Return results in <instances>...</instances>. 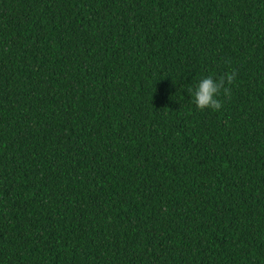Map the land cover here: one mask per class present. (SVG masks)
Instances as JSON below:
<instances>
[{
    "label": "trees",
    "instance_id": "1",
    "mask_svg": "<svg viewBox=\"0 0 264 264\" xmlns=\"http://www.w3.org/2000/svg\"><path fill=\"white\" fill-rule=\"evenodd\" d=\"M0 264H264V0H0Z\"/></svg>",
    "mask_w": 264,
    "mask_h": 264
},
{
    "label": "clouds",
    "instance_id": "2",
    "mask_svg": "<svg viewBox=\"0 0 264 264\" xmlns=\"http://www.w3.org/2000/svg\"><path fill=\"white\" fill-rule=\"evenodd\" d=\"M237 75L238 73L235 69L218 78L208 75L202 78L194 89L189 86L187 91L192 94L193 102L200 110L220 111L223 107L221 97L231 99L232 91L230 86L235 83Z\"/></svg>",
    "mask_w": 264,
    "mask_h": 264
}]
</instances>
